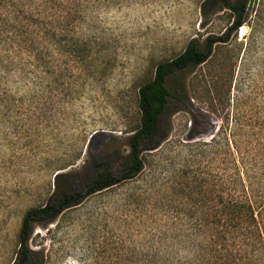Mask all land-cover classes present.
<instances>
[{
	"label": "rangeland",
	"instance_id": "374dc122",
	"mask_svg": "<svg viewBox=\"0 0 264 264\" xmlns=\"http://www.w3.org/2000/svg\"><path fill=\"white\" fill-rule=\"evenodd\" d=\"M204 2L0 0V264L15 261L24 215L58 174L81 189L100 157L121 168L157 66L228 33L230 12L206 18ZM169 88L167 139L141 174L35 226L44 264H264L253 227L242 237L222 215L248 196L264 240V0Z\"/></svg>",
	"mask_w": 264,
	"mask_h": 264
},
{
	"label": "trees",
	"instance_id": "16d2710c",
	"mask_svg": "<svg viewBox=\"0 0 264 264\" xmlns=\"http://www.w3.org/2000/svg\"><path fill=\"white\" fill-rule=\"evenodd\" d=\"M247 4L248 0H205L202 13L206 18L220 11L230 12L233 22L228 33L221 37H209L202 44L197 39H192L183 53L157 66L153 79L139 89L138 108L141 122L130 137L129 152L123 159L121 168L115 170L105 156L100 157L95 163V173L81 189L64 180L68 175L58 174L55 179L56 189L49 201L25 213L19 232V250L13 264L45 263L44 254L35 252L30 247L31 237L37 224L52 223L69 209L82 204L88 197L133 180L141 174L144 169L142 156L158 149L167 139L168 134L163 128V117L174 95L169 88L171 78L190 68L205 64L212 56L215 46L227 44L231 39V32H237L246 23ZM178 86L180 88L178 92L184 91L183 82ZM215 144L213 138L206 146L213 149ZM242 165L243 162H238V165L234 163L236 175H241V177H236L239 183L243 182ZM239 200L240 203L223 207L222 215L229 221L225 228L231 225L234 231L244 237L248 229L253 227L252 233L263 245L264 240L260 237V221L251 199L245 195Z\"/></svg>",
	"mask_w": 264,
	"mask_h": 264
}]
</instances>
